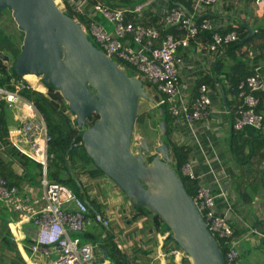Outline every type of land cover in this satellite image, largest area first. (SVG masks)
Masks as SVG:
<instances>
[{
  "label": "built area",
  "instance_id": "2783aa9c",
  "mask_svg": "<svg viewBox=\"0 0 264 264\" xmlns=\"http://www.w3.org/2000/svg\"><path fill=\"white\" fill-rule=\"evenodd\" d=\"M216 1L218 0H196L191 14L172 9L155 25L137 22L136 17L142 11L140 5L132 9H114L95 2L92 6L93 13L101 15L112 25V30L108 31L103 25L91 21L88 32L107 57L131 68L135 71V78L145 81L154 89L159 95L154 100L155 110L165 106L173 118L193 125L207 120L211 113V101L204 84L198 87V94L192 102L185 101L181 96L182 57L179 50L187 47L190 39L211 30L208 21L197 22L198 15L195 12L201 4L211 5ZM254 3L261 6L264 5V0H255ZM172 27L176 34L168 32ZM237 40L235 32L226 35L214 32L207 50L216 53L220 49H227L228 45ZM244 56L250 60L254 57L251 51H246ZM262 60L264 64V50ZM24 87L23 82H20L14 86V91L0 88V100H4L17 117L16 125L9 127L7 131L9 143L20 154L40 164L44 174L40 184L43 193L41 209L26 220H30L36 227V236L29 250L33 257L52 259V264H102L91 243H83L79 235L85 232L90 223L108 228L111 215L95 212L88 217V206L83 200L67 187L47 181L45 174L51 137L34 104L20 96ZM262 88L263 80L257 73L238 85L241 104L234 113V130H241L247 125L258 130L263 128L262 116L253 111L259 101L253 93ZM63 105L68 112L66 102ZM228 114L232 115V111H228ZM1 164L0 160V167ZM182 173L191 180L197 179L188 164L182 167ZM214 199L206 187L198 186L193 201L210 233L227 247L225 263L236 264L239 252L235 248V242L231 241L234 232L225 218L216 214ZM32 200V197L0 176V204L9 215L12 216L13 211ZM167 255L178 257L180 254L176 250H170Z\"/></svg>",
  "mask_w": 264,
  "mask_h": 264
},
{
  "label": "water",
  "instance_id": "95a60500",
  "mask_svg": "<svg viewBox=\"0 0 264 264\" xmlns=\"http://www.w3.org/2000/svg\"><path fill=\"white\" fill-rule=\"evenodd\" d=\"M4 9L11 10L22 36L20 54L10 65L12 73L19 78L41 75L43 86L61 95L80 128L90 115H97L81 137L93 165L133 207L146 208L164 221L191 264H225L222 251L171 166L169 147L162 141L164 131H160L156 154L149 156L144 137L139 139L137 152L132 151L139 100L154 103L142 82L129 77L96 48L55 0H0V11ZM0 58L8 60L3 54ZM159 112L161 116L160 107Z\"/></svg>",
  "mask_w": 264,
  "mask_h": 264
},
{
  "label": "crops",
  "instance_id": "0c3cea01",
  "mask_svg": "<svg viewBox=\"0 0 264 264\" xmlns=\"http://www.w3.org/2000/svg\"><path fill=\"white\" fill-rule=\"evenodd\" d=\"M107 1L111 5L103 0H67L73 10L86 14L91 21H95L94 17H97L99 20L95 22L106 27L108 31L111 29L104 24L103 17L93 13L92 6L95 2L114 9H132L139 6L132 4L138 0ZM188 1L190 11L183 4ZM254 1L218 0L211 5L201 4L195 12L198 15L197 22L208 21L211 30L190 39L188 46L179 50L182 57L181 96L185 101L192 102L197 95L198 81L204 83L209 80L206 87L211 101V113L207 120L193 125L174 118L170 135L175 144L189 150L190 159L187 164L197 177L192 181L197 187L204 186L209 190L215 198L216 214L224 217L232 228L234 241L240 252L237 264H264V64L260 59V51L255 47V41L243 45L240 50L232 51V48L228 47L216 53L209 52L207 45L211 42L212 33H220L230 28H244L247 32L246 39L264 36V5L257 6ZM195 2L196 0H143V9L136 19H144L145 24L155 19L158 22L167 11H170L168 5L171 3L176 5L175 9L191 14ZM256 43L259 44L258 41ZM246 51L253 53L254 57L251 60L245 58ZM239 60L247 63V67L240 70V67L236 66ZM218 63L220 68L217 69ZM252 65L255 66L254 69L251 68ZM247 71L257 73L263 80V88L259 95L261 99L259 114L262 116L263 126L260 130L248 125L241 130H234L231 114H228V111H232L237 105V98L231 88ZM13 111L10 109L7 112L9 127L17 123ZM0 158L3 162L8 161L2 153ZM1 174L17 183L18 187L22 188L21 191L33 198L30 205L35 199L41 200L42 190L35 192L33 185L27 186L26 182H22L20 177L22 169L17 164L3 168ZM100 185L107 187L109 181L105 180ZM11 214L12 216L8 213L4 215L7 217L9 231L24 264H52V259L33 257L29 250L35 238L31 235L35 232L36 236V227L30 220L26 221L29 217L20 218L14 212ZM25 225L28 227L25 228ZM158 237L160 240L159 244L156 241L158 248L156 257L159 264H169V258H173L177 264L185 259L182 255L175 257L161 253L165 234ZM96 257L102 264H110L104 260L102 254H97Z\"/></svg>",
  "mask_w": 264,
  "mask_h": 264
},
{
  "label": "trees",
  "instance_id": "16d2710c",
  "mask_svg": "<svg viewBox=\"0 0 264 264\" xmlns=\"http://www.w3.org/2000/svg\"><path fill=\"white\" fill-rule=\"evenodd\" d=\"M62 2L64 3V6L66 8V10H64V13H66L71 18L77 21V23L84 29L87 38L94 43L96 48L100 50L99 46L93 41L90 33L88 32V26L89 23L91 22L88 16L84 13L73 10L70 7L67 0H62ZM183 4L185 5L186 8L189 9V11L191 10L189 1ZM168 8H169L168 10L175 9L176 5L174 3H171L168 5ZM7 11L9 12V10ZM94 20L96 21L99 19L97 17H94ZM156 21L157 19L153 20L151 23L145 24L144 19L137 20V22L143 25H155L157 23ZM168 32L174 34L177 33L175 31V28L173 27L170 28ZM227 32L229 33L235 32L238 37L237 41L228 45V47L232 48V51L240 50L243 45L246 44L248 45L252 42L254 43L255 41V47L258 49V51H260V59H262V52L264 50V36L262 37L257 36L256 39H254L253 37L246 39L247 32L242 27L230 28L226 31L220 32V34L226 35L228 34ZM21 38L22 36L20 33V42L16 43L15 38L11 34L4 31L0 25V52L5 53V55L9 57L12 62L15 61V59L20 54ZM256 41H258L259 44H257ZM112 60L116 62L120 67L125 66L124 68L128 69L126 68V65L122 64L118 60L116 59H112ZM236 66L240 67V70H242L244 67L245 68L247 67V63L239 60ZM254 67H255L254 65L251 66L252 69H254ZM216 68L217 69L220 68V63L216 65ZM125 69L124 71L126 72ZM126 73L129 77L135 76V71L133 70L130 71V73L128 72ZM252 75H254L252 71L251 72L247 71L245 75L242 74V76L239 77L240 81H238L231 88V90L233 91L234 95L237 98V105L232 110V115H231L233 121L232 126L234 124V113L237 110L238 106L241 104V100L238 99V94L240 92V90H238V85ZM21 80L23 79L17 77L15 74L12 73L10 67L6 68V66L3 64V60L0 58V88L6 91H14V86L18 84ZM141 82L143 86L147 84L145 81H141ZM202 82L203 81L200 80L196 85L197 94H198V87L200 85L204 84L206 86L207 82L209 84V80L204 83ZM23 84L25 85V87L20 91V96L31 101L34 104L39 114L42 116L47 128V132L51 137V141L48 146V153L50 155L56 154L60 156V163H59L60 172H57L56 169L51 172L50 174V179L52 180L51 183H56L67 187L79 199L83 200L88 206V212H89L88 217H91L94 215L95 212H98L103 214L105 213L106 216L111 215L110 217L113 216L114 218V212H111L110 209H108V211L106 212L105 211L103 212L101 206H99L95 200H88L89 195L92 193V189L90 188L89 190H87L89 187L86 188L85 186H83L80 180L81 176L88 178V180L92 179L95 181L98 180L100 177L104 176V174L93 165L92 161L86 155L81 140L83 131L85 129L92 127V125L97 121L98 116L95 114L90 115L88 117L87 124L82 128H80L76 124L75 118L73 119L71 118V116L73 117L74 115L71 114L69 110L68 112H66L67 109L63 105L64 101L58 92H55L54 90H52L50 86H47L46 88L47 93L44 94L32 90L27 83H23ZM260 94H261L260 91L253 93V95L259 100L258 105L253 109V111L256 114H259V108L261 104V99H259ZM160 108L162 110L161 116L159 109L155 110V112L160 117L157 127L159 129V132L164 131L162 141L169 147L171 166L177 173L178 177L181 178L186 192L193 199L195 197L198 187L194 181L184 176L182 173V167L186 165L190 159L189 150L185 149L184 146L175 144L171 140L170 135L173 130L174 118L166 111L165 106H162ZM8 110L9 108L7 103L4 100H0V153H2L4 157L8 158L7 162L6 161L3 162V160L0 158V160L2 161L0 167V176L5 178V176L1 174L3 168L6 169L7 166L11 167V165L17 164L22 169V174L20 176L22 182H26V184H28L27 186H32L34 182L41 184V180H42L41 176L43 173L41 165L20 154L8 141V137H7V131L9 128V121L7 117ZM146 119H147L146 113H141L137 116L135 124L136 125L138 124L139 126H143ZM145 157L147 159V157L149 156H145ZM89 166H92V168H89ZM71 168L73 169L75 175L71 172ZM46 171L47 172L45 177L47 179V176H49V169L46 168ZM9 183L12 185H16V187L20 191L22 190V188L18 187L17 183L15 182L13 183L12 181H10ZM109 185L115 186V184L112 181H109ZM104 187L103 186L99 187L100 193L102 195L106 192ZM88 191H90L89 195H88ZM122 194L126 199L127 197L125 196V194L124 193ZM126 200L128 202V198ZM130 208L134 212V214L127 219L128 224H132L133 222H136L139 219L145 218L143 224V231H141V234H145L143 236L153 238L152 235L154 233L163 234V235L166 234V237L163 241L162 250L165 253H167L170 250L181 251V248L176 245L172 233L170 232L168 226L164 223V221H162L158 216L150 213L146 208H136L133 207L131 204H130ZM4 214H7V210L0 204V264H8V263L24 264L20 256L19 250L17 248V245L9 231L7 225V217H5ZM113 218L110 219V224ZM79 237L83 243H91L90 241L96 238L98 240V247H95V250L99 251L100 249L101 251H104L105 252L103 253L104 260L108 261L109 263L112 262V264H129L126 261L124 255L120 252L118 246L115 245V242L111 235L102 234V236L100 235L97 236L96 234H92L90 231L88 232L85 231L83 234L79 235ZM215 240L217 241L218 247L225 256V251L227 247L224 245V242L217 239L216 237ZM231 241H234V233ZM152 242L154 248L155 242L153 240ZM235 248L239 250L237 248L236 242H235ZM141 251L143 258L148 263L147 256L153 250L141 249ZM169 264H177V263L173 260V258H169ZM179 264H190V261L189 259L185 258Z\"/></svg>",
  "mask_w": 264,
  "mask_h": 264
},
{
  "label": "rangeland",
  "instance_id": "374dc122",
  "mask_svg": "<svg viewBox=\"0 0 264 264\" xmlns=\"http://www.w3.org/2000/svg\"><path fill=\"white\" fill-rule=\"evenodd\" d=\"M103 1L110 4V2H108L107 0H103ZM142 1L143 0L134 1L132 4L134 6H135V4H138L143 9ZM55 2L61 10H63V11L66 10L62 0H55ZM112 5H113V3H112ZM117 5H119V4H117ZM133 5H130V6H133ZM7 10H9V12ZM0 13H1L0 14V25H1L2 29L4 31H6L7 33L11 34L15 38L16 43L20 42V33L16 29V25L13 21L12 15H11V10L10 9H4L3 11H0ZM104 24L108 25L109 26L108 29L112 30L111 24L106 23L105 21H104ZM0 54L5 55V53H2V52H0ZM11 62L12 61L9 57H8L7 62L3 60V64L6 66V68L10 67ZM124 67L121 66L122 69H125ZM125 70L128 73H130V71H132L131 68H128ZM23 80H21L20 82L27 83L25 80H24L25 82ZM144 87H145L144 89H145L146 93H148L149 96L153 100H157L159 98V95L154 91V89H152L150 87V85L145 84ZM30 88H31V86H30ZM43 91L44 92L46 91V93H47L46 89ZM152 104H154V103H149L148 101H146L144 99L139 100L138 115L141 113H146L147 119L145 120V123L143 126H139L138 124L137 125L135 124L134 130H133V137H132V141H131L132 151L137 152V146L139 144V139L142 137L146 138V140L150 146V155L149 156L156 154L155 149L160 144V138H161L159 129L157 127L160 117L155 112L154 109H151V107L153 108ZM59 163H60V156H58L56 154L50 155L48 153V161H47L46 168L49 169V176H47V180L49 182H52V180L50 179V174L52 171H54L56 169L57 172H60ZM89 168H92V166H89ZM15 169H17V168H15ZM71 172L75 175L72 168H71ZM45 176H46V174H45ZM43 177H44V174L42 173L41 178H43ZM80 180H81L83 186H85L86 188L89 187L87 190H89L90 188L92 189V192H93L92 194H90V191H88V195L90 194L88 197V200H95L97 202V204L99 206H101V209L103 212L108 211V209H110L111 212H114V218H113V216L111 217V218H113V220L111 221V224L107 229H104L99 225H95V224L90 223L89 225H87L85 231H87V232L90 231L92 234H96L97 236H99V235L102 236V234L111 235L113 237L115 245L118 246L120 252L124 255L126 261L129 264H159L158 263L159 260L156 257V255L158 253L156 241L159 244L160 238L158 236L160 234L154 233L152 235L153 238L145 237V236H143L145 234H141V231H143V224H144L145 218L139 219L136 222H133L132 224L127 223V219L130 218L134 214V212L130 208L129 199L127 202V200H126L127 198L125 199L124 195L121 193V190L116 185L115 186L106 185V186H108V188L103 186L106 192L102 195L100 193V190H99V187L102 186L100 184L104 183L105 180L111 181L105 175L100 177L96 181L92 180V179L88 180V178H86L84 176H81ZM33 186L35 188V192H40L42 190L41 185L37 182H34ZM27 227L28 226L25 225V228H27ZM31 236L34 238L35 232ZM152 240L155 242L154 248H153ZM90 242H91V245L93 246L94 251L97 254L103 255V253H105L104 251H101L100 249H99L100 253H99V251L95 250V247H98V240L96 238ZM141 249L153 250L147 256L148 263L143 258ZM163 252L164 251L161 248V253H163ZM41 260L45 261L43 259H41ZM41 260H40V262H41ZM38 264H41V263H38ZM110 264H112V262Z\"/></svg>",
  "mask_w": 264,
  "mask_h": 264
},
{
  "label": "bare ground",
  "instance_id": "6f19581e",
  "mask_svg": "<svg viewBox=\"0 0 264 264\" xmlns=\"http://www.w3.org/2000/svg\"><path fill=\"white\" fill-rule=\"evenodd\" d=\"M21 79H24L34 90L44 92L46 88L42 84V76H36L34 74H26ZM42 201L35 199L33 204H22L18 210L13 211L20 218L27 216H33L37 211L41 209Z\"/></svg>",
  "mask_w": 264,
  "mask_h": 264
},
{
  "label": "clouds",
  "instance_id": "9594fccd",
  "mask_svg": "<svg viewBox=\"0 0 264 264\" xmlns=\"http://www.w3.org/2000/svg\"><path fill=\"white\" fill-rule=\"evenodd\" d=\"M82 29H83V28H82ZM29 87H30V86H29ZM46 90H47V89H46ZM35 91H37V90H35ZM38 92H39V91H38ZM45 93H46V92H45ZM63 101H64V100H63ZM73 118H75V117L73 116L72 119H73ZM211 235H212V234H211ZM212 236H213V238L215 239L216 236H215V235H212ZM165 237H166V234H165ZM216 238H217V237H216ZM217 239H218V238H217ZM219 240H220V239H219ZM215 241H216V240H215ZM216 242H217V241H216ZM176 251H178L179 254L182 255L183 257L189 259V258L184 254V252H183L182 250H181V251H180V250H176ZM168 252H169V251H168ZM168 252H167V253H168ZM182 252H183V253H182ZM238 252H239V250H238ZM94 253H95V251H94ZM239 257H240V254H239ZM238 259H239V258H238ZM98 260H99V259H98ZM224 260H225V256H224ZM99 262H101V261L99 260ZM237 262H238V260H237ZM190 264H191V263H190ZM225 264H226V263H225Z\"/></svg>",
  "mask_w": 264,
  "mask_h": 264
}]
</instances>
